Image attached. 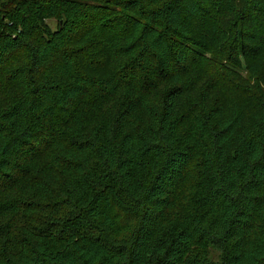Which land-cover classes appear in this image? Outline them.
<instances>
[{"label":"trees","instance_id":"1","mask_svg":"<svg viewBox=\"0 0 264 264\" xmlns=\"http://www.w3.org/2000/svg\"><path fill=\"white\" fill-rule=\"evenodd\" d=\"M0 264H264V0H0Z\"/></svg>","mask_w":264,"mask_h":264},{"label":"rangeland","instance_id":"2","mask_svg":"<svg viewBox=\"0 0 264 264\" xmlns=\"http://www.w3.org/2000/svg\"><path fill=\"white\" fill-rule=\"evenodd\" d=\"M50 24H51V26H52L53 28L56 27V21H50Z\"/></svg>","mask_w":264,"mask_h":264}]
</instances>
